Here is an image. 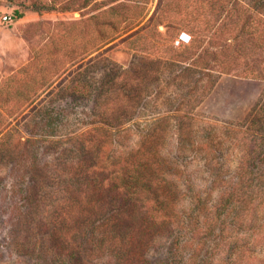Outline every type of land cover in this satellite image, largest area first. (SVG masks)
I'll return each instance as SVG.
<instances>
[{
  "label": "rangeland",
  "instance_id": "1",
  "mask_svg": "<svg viewBox=\"0 0 264 264\" xmlns=\"http://www.w3.org/2000/svg\"><path fill=\"white\" fill-rule=\"evenodd\" d=\"M182 32L190 41L176 45ZM157 59L167 64L160 81L148 84L143 115L125 125L130 131L116 132L99 116L102 102L114 97L102 87L104 81L118 66L133 77L134 70H150ZM181 67L190 70L179 76ZM263 103L264 0H0V131H8L0 155V264H77L75 254L64 258L55 252L51 226L36 222L31 233H15L16 241L35 249L23 250L12 239L11 166L27 140L35 141L32 162L63 166L68 174L69 162L104 165L112 148L136 149L138 132L150 130L153 119L175 108L192 110L189 125L165 127L157 151L176 169L184 224L196 214L192 208L202 212L203 207L202 222L216 215L211 209L224 197V188L248 178L250 188L257 189L264 173L259 140L264 127L254 129L251 121ZM181 129L192 140L185 143L189 153L180 158L175 134ZM110 131L119 146L106 141L99 157H86L78 139L91 133L98 140ZM202 148L214 149L215 156L203 157ZM247 159L250 172L244 169L250 168ZM99 190L100 185L93 191ZM260 202L254 224L248 210L239 225L233 209L221 211L195 258H189L188 246L178 256L171 249L178 236L185 241V225L152 233L143 264H264V196ZM16 203L21 206L19 199ZM90 240L82 247L83 264L115 263L109 243Z\"/></svg>",
  "mask_w": 264,
  "mask_h": 264
},
{
  "label": "trees",
  "instance_id": "2",
  "mask_svg": "<svg viewBox=\"0 0 264 264\" xmlns=\"http://www.w3.org/2000/svg\"><path fill=\"white\" fill-rule=\"evenodd\" d=\"M163 64H167L166 61L157 59L154 64L151 63L150 70L144 67L134 70L133 77L129 75V69L118 66L112 73L111 79L104 81L102 85L103 88L106 87L108 93L111 91L114 97H109V103L102 102L100 120L115 128L118 133L130 131L132 128L129 129V126L125 125L135 120L138 115H143L148 84L160 81ZM186 70L190 69L181 67L179 76H182ZM158 96L156 92L154 97L158 98ZM255 110L256 117L251 121V126L259 129L261 126L264 127V103ZM171 111L166 116L153 119V127L150 130L138 132L140 140L136 149L118 152L112 148L105 157L109 162L104 165H98L97 162L88 164L79 161L69 162L71 165L68 174H65L66 168L63 166L40 165L32 162L30 157L36 153L35 141L27 140L16 154L17 160L12 164L10 174L9 214L14 220L11 234L17 247L23 250L28 247L35 249L36 245L30 247L31 244H26L23 240L16 241L15 233L16 235L29 231L31 233L38 224L51 226L47 229L54 240L51 243L55 252L64 255V258L75 254L77 264H83L82 247L86 241H91L90 239H97L95 244L99 241L109 243L113 252L110 258L113 259L114 264H143L145 262L143 255L148 251L146 244L148 237L163 228L172 229L178 224L182 227L185 225L187 230L185 241L180 240L178 236L177 240L171 243V249L173 248V253L178 256L181 255L184 247L188 246L191 249L189 258H195L202 247L200 240L208 232L210 233L212 224L221 211L233 209L237 219L235 223L239 225L242 223L241 216L245 210H248L250 221L254 224L260 201L264 196V187L257 190L264 183L262 172L255 184L257 189L250 188L252 183L250 181V185L248 184V178L245 182L244 179L238 180L233 188L227 190L224 188V197L211 209L216 215L203 219L202 229L203 221L200 222L199 214L203 212V207L202 212L199 208L197 211L192 208L196 214L184 224L185 220H182V213L177 207L183 193L180 190V182L176 179L178 177L175 173L176 169L160 155L157 145L161 146L166 138V126L189 125L194 117L191 114L192 110L189 109L179 112L175 108ZM118 112L124 116L119 115ZM137 122L138 125L141 124ZM181 130L182 132L175 134L176 156L180 158L189 153L190 148H186L185 143L192 140L190 132ZM7 135V130L0 131V155L4 150L1 142ZM259 140L264 144V136ZM106 141H114L113 146L120 144L119 140L115 139V133L111 131L98 140L94 139L91 133L78 139L86 157L91 155L99 157L100 147ZM261 150L264 155V146ZM194 151L193 154L197 153L198 149ZM202 151L205 152L202 155L205 158L215 156H212L215 153L212 148L209 150L202 148L199 152ZM193 154H190L192 158ZM244 169H249L250 172L253 167L248 168L247 165ZM103 180L105 183L102 184ZM98 185H100L99 192H94ZM245 185L248 186L245 188ZM18 199L21 206L16 203ZM139 207L141 210H138ZM96 234L100 237H95ZM24 239L28 240L27 237ZM197 240L201 244L198 245ZM32 264L42 263L36 261ZM71 264L76 263L73 261ZM147 264H177V262L161 260Z\"/></svg>",
  "mask_w": 264,
  "mask_h": 264
},
{
  "label": "built area",
  "instance_id": "3",
  "mask_svg": "<svg viewBox=\"0 0 264 264\" xmlns=\"http://www.w3.org/2000/svg\"><path fill=\"white\" fill-rule=\"evenodd\" d=\"M3 19L6 20V21H9V20H12L11 16L10 15H4L3 16ZM190 41V36L184 32H182L178 38L176 39L175 41V44L176 45H179V44H184V43H188Z\"/></svg>",
  "mask_w": 264,
  "mask_h": 264
}]
</instances>
